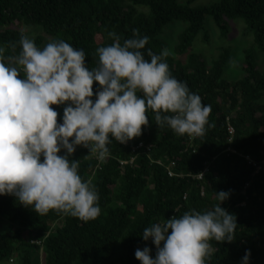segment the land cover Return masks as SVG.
Segmentation results:
<instances>
[{"label":"trees","instance_id":"trees-1","mask_svg":"<svg viewBox=\"0 0 264 264\" xmlns=\"http://www.w3.org/2000/svg\"><path fill=\"white\" fill-rule=\"evenodd\" d=\"M194 1L0 0L5 57L20 50V30L12 27L16 21L49 38L35 36L38 47L63 39L82 49L90 68L98 61L95 50L113 42L109 32L123 44L137 29L149 38L141 51L159 54L167 48L171 74L212 108L211 126H205L202 137L157 126L149 110L142 134L125 144L113 141L104 161L78 146L70 159L80 161L79 174L98 191L101 214L94 220L84 222L56 210L41 215L12 196H0V260L6 257L11 263L18 256L20 264H31L36 252L42 264H140L134 256L137 248H150L153 258L156 251L151 240H142L144 228L193 209L209 210L218 203L215 192L226 191L229 197L220 206L236 217L234 240L210 241L213 252L207 264H240L246 250L249 264H264V64L255 55L264 54V0H218L191 8ZM207 16L220 38L228 35L229 20H241L253 34L256 52H243L239 79L224 74L227 48L207 63L189 51L198 34H205ZM174 22L185 27L170 43L165 29ZM96 89L94 83V93ZM53 107L59 123L63 106Z\"/></svg>","mask_w":264,"mask_h":264},{"label":"clouds","instance_id":"clouds-1","mask_svg":"<svg viewBox=\"0 0 264 264\" xmlns=\"http://www.w3.org/2000/svg\"><path fill=\"white\" fill-rule=\"evenodd\" d=\"M27 33L20 30L18 53L5 57L0 47V196L41 215L56 210L94 220L101 214L98 191L82 179L80 161L70 159L78 146L104 161L113 141L125 144L142 134L149 110L157 126L177 135L202 137L211 126V105L171 74L167 48L141 51L149 38L137 29L123 44L109 32L113 42L95 50L98 61L91 68L82 49L63 39L38 47ZM53 106H63L59 123ZM215 196L218 203L209 210L193 209L144 228L142 240H151L155 257L144 247L135 250V259L207 264L210 241L231 243L237 228L235 215L220 206L229 192ZM250 255L246 250L240 264H249Z\"/></svg>","mask_w":264,"mask_h":264},{"label":"rangeland","instance_id":"rangeland-1","mask_svg":"<svg viewBox=\"0 0 264 264\" xmlns=\"http://www.w3.org/2000/svg\"><path fill=\"white\" fill-rule=\"evenodd\" d=\"M180 4H185L187 0H177ZM218 0H195L189 6L191 8L204 7L209 6ZM139 12H146L145 9L136 8ZM229 32L225 38H220L218 34V29L212 22L211 18L207 16L204 20V31L199 33L197 38L195 39L192 47L189 51L193 53L200 54L202 59L207 63L210 59H216L220 53H222L223 49H228L230 51V60L228 62V66L224 70L225 76L231 75L236 79H239L241 75V71L238 70V65L241 61L239 59L243 58V52L246 50H254L253 43V34L247 30V27L241 20H229ZM13 28H17L19 30L23 28L28 29V35L34 38L37 35H42L41 31L38 28H33L31 26H27L23 22H14ZM185 25L180 22H174L172 25L166 27L167 33L165 34V38L168 39L170 43L176 42L177 35L183 30ZM246 27V28H245ZM168 29V30H167ZM252 34V35H251ZM203 35L207 36V40L203 38ZM45 40H49V38L45 35H42ZM165 40V39H164ZM95 42L100 43V36L95 37ZM166 42V41H165ZM47 43V42H46ZM167 44V42H166ZM2 47V46H0ZM171 47V45H169ZM254 50V54H255ZM258 55L259 61L261 60V64H264V54H255ZM182 61L185 59V55L180 57ZM42 262L43 257L41 256ZM14 262H9L6 257L0 260V264H20L21 259L18 256L13 257ZM31 264H42L39 256H37L36 252L32 253Z\"/></svg>","mask_w":264,"mask_h":264},{"label":"built area","instance_id":"built-area-1","mask_svg":"<svg viewBox=\"0 0 264 264\" xmlns=\"http://www.w3.org/2000/svg\"><path fill=\"white\" fill-rule=\"evenodd\" d=\"M229 132L231 133V132H232V130H231V129H229ZM137 147H138V148H141V147H142V145H140V144H139ZM200 177H201V176H198V178H200Z\"/></svg>","mask_w":264,"mask_h":264}]
</instances>
